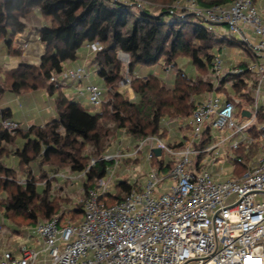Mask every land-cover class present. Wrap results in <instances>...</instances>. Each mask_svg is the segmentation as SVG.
I'll return each instance as SVG.
<instances>
[{
    "label": "trees",
    "instance_id": "1",
    "mask_svg": "<svg viewBox=\"0 0 264 264\" xmlns=\"http://www.w3.org/2000/svg\"><path fill=\"white\" fill-rule=\"evenodd\" d=\"M147 1L150 4L145 7L134 1L120 4L110 0H0V44L5 43L11 52L20 53L12 47L13 38L31 25L45 47L39 61L23 58L10 71L9 87L16 93L44 87L54 97L57 111V117L43 126L8 129L0 122V215L19 223L27 220L29 224L58 216L63 224L67 217L78 222L84 213L83 204L71 211L65 209L66 201L53 196L47 186L39 188L34 177L18 182V170L4 162L5 156H18L21 171L27 166L39 168L42 180L50 172L80 175L85 172L84 201L89 190L96 189L105 176L110 162L103 156L119 132L125 130L141 140L148 136L163 137L168 132L166 117L190 116L197 99L212 90L209 72L214 57L212 49L221 40L231 43V39H220L203 23L190 20L191 13H175L171 17L170 10L177 0ZM199 2L210 7L230 0ZM152 4L159 10L158 14L152 12ZM133 6L138 9L135 16ZM94 42L101 44L93 61L106 85L102 112L84 107L66 96L60 83L51 81L53 73H62L65 63L77 58L81 47ZM119 50L129 55L133 99L121 91L126 67L118 58ZM184 56L197 67L198 75L194 79L185 77L179 69L175 84L170 87L155 73L145 77L135 75L139 65L162 62V66L176 67L177 60ZM8 114L10 109L3 110L4 117ZM19 138H23V145L18 146ZM45 166L48 168L44 169ZM172 167L173 163L167 164L166 169ZM118 188L117 194L106 195V204L121 200L125 193L141 190L124 181Z\"/></svg>",
    "mask_w": 264,
    "mask_h": 264
},
{
    "label": "built area",
    "instance_id": "2",
    "mask_svg": "<svg viewBox=\"0 0 264 264\" xmlns=\"http://www.w3.org/2000/svg\"><path fill=\"white\" fill-rule=\"evenodd\" d=\"M110 1L120 4L134 1L145 7L150 4L147 0ZM170 13L171 17L175 13L196 15L208 30L214 24H227L228 34L238 37L236 42L247 45L255 56H264V20L252 0H230L210 7L201 5L199 0H177ZM245 29L253 30L258 39L253 40ZM88 45L96 51L101 48L99 42ZM125 56L129 62V55ZM222 63L221 56L214 55L212 71L218 78L223 75ZM245 71L264 75V63L255 60L230 73L238 75ZM63 72L89 80L84 66ZM51 80L59 84L55 73ZM123 82L130 86L132 78L128 73ZM78 93H87L91 105L100 109L105 103L103 89L97 84L79 87ZM235 110L234 102H222L213 95L197 104L190 119L193 140L201 136L210 121L220 130L249 128L252 119L238 123ZM3 125L8 129L18 126L7 120ZM258 128L264 132V123ZM154 141L157 147L176 157L169 172L160 174L151 168L141 190L125 193L121 200L110 205L105 203L107 182L102 178L83 201L81 221L61 224L59 217L54 216L37 223L36 230L51 257L49 264H264V153L243 175L217 181L208 170L197 172L190 168L189 146L173 150L156 136L146 137L141 145ZM238 147L239 143L234 142L232 148ZM136 149L134 154L141 150L140 144ZM127 155L119 151L105 154L103 159L117 161ZM233 158L241 161L234 155ZM166 180H172L173 184L159 191V185ZM36 258V251L25 247L21 257L5 252L0 264H33Z\"/></svg>",
    "mask_w": 264,
    "mask_h": 264
},
{
    "label": "crops",
    "instance_id": "3",
    "mask_svg": "<svg viewBox=\"0 0 264 264\" xmlns=\"http://www.w3.org/2000/svg\"><path fill=\"white\" fill-rule=\"evenodd\" d=\"M255 5L258 9L259 14L262 16L264 20V0H255ZM227 24H214L212 25V29L210 30L220 39H224V37H228L231 39V43L226 40H221V42H227L228 45H240L241 42H236L238 37H233L228 34V29L226 28ZM207 28V25L204 24ZM246 34L252 37L253 40L258 39V35L251 30L245 29ZM89 44V43H88ZM88 44H85L87 47H84L78 51L77 58L75 60H71L65 63L64 70L67 68H76L79 66H84L87 71L89 72V79L91 76L92 71L98 72L97 65L93 61L94 54L96 50H93ZM13 49L19 51L20 53L11 52L10 49L6 46L5 43L0 44V100L3 99V95L6 92L12 91L9 87L11 82L10 71L17 67L22 59H26L29 62H37L40 60L42 54L45 51L44 43L41 41L40 35L37 31L33 29L31 25H29L25 31L17 33L13 38ZM223 46H219V43L213 48V50L217 49L219 51ZM82 50V51H81ZM214 51V55H220L223 59L222 65V76L221 78L216 77V75L212 71V61L209 65V72L212 76L213 88L211 91L206 92L205 95L197 99L196 104L203 102L209 96H219L222 102L232 101L235 103L236 110H235V117L238 123H242L245 119H252V124L249 128L239 131L236 129H216L212 126L211 121L206 124L204 127L202 134L199 138L193 140L192 137V128L190 125L191 115L184 117V118H174L169 119L165 118L164 123L167 128L171 127L170 130L163 137H158L165 145L171 147L173 150H180L184 149L189 146L191 149L190 157H191V164L190 168L194 171L200 172L203 170H208L213 177L217 181H226L221 180L220 177L224 175L225 171H223V166L226 165L230 167L232 172V177L229 179H233L239 177L246 173L250 168L255 166L258 163L259 157L264 153V132L261 131L258 127L260 124L264 123V75L258 72H250L245 71L242 74L234 75L231 74L230 71L236 67H246L252 61H259L264 63V56H255L250 49L247 47L241 49L237 52V54H233L235 57H238L236 61L225 57V53ZM227 53L228 50L226 49ZM245 54H244V53ZM226 55L228 56V54ZM127 54V53H126ZM138 67V66H137ZM135 71V75L139 76H147L145 74L146 67L145 65H139V69ZM166 69L175 68V77L176 72L179 70L178 65L174 67V65H169L165 67ZM63 70V71H64ZM181 70V69H180ZM185 77H192L193 79L197 77L198 70L195 66L196 76H189L181 70ZM129 72L128 67H126V74ZM129 74V73H128ZM56 78L61 85L62 91L65 93L66 96L80 102L83 105V102L86 103L83 105L84 107L88 108L93 112H101V109L91 105L89 102L87 93L80 94L78 93L79 87H85L86 84L90 83L87 80H80L77 78H73L70 76L64 75V72L56 74ZM238 83V84H237ZM170 87H173L175 82L169 81L167 83ZM98 85V84H97ZM127 85L121 86V91L126 92L127 97L129 99L135 98V91L130 86L128 89H124ZM4 89V90H1ZM24 95L29 96V98H36V95L40 96L39 93H43L44 97L51 96L48 90L44 87H40L37 89H30L28 91L22 92ZM17 93V94H22ZM28 98V99H29ZM107 95L105 91H103V99L106 100ZM0 104V122L4 121H12L17 123L19 127L21 126L13 117V113L10 110V114L3 116V110L9 108H3V105L6 102H2ZM57 117V111L55 115L51 119H45L43 121H39L37 124L29 122V124L24 126L27 128L31 125H39L43 126L52 119ZM122 137L121 140L118 139ZM166 137L168 142L166 141ZM249 139H252L250 141ZM144 140V139H142ZM139 138L131 136L122 130L117 134V136L112 141L110 148L105 152V154H115L119 151H125L128 157L125 158V162L132 161L131 164L137 163V160L134 159V151L136 147L139 145L137 141H142ZM234 142L239 143V147L237 149H233L232 145ZM20 144V143H19ZM157 147V142L154 141L149 143L148 150L149 155L147 159L149 160V171L146 173V180L148 179V174L151 168H155L160 174H166L168 169H166L167 164H171L175 160L174 157L166 159L164 156V150L161 149V153L159 155L156 154L154 149ZM153 152V156L150 158V154ZM104 154V155H105ZM9 154L4 157H9ZM173 155V154H172ZM233 155L240 158L241 161L233 160ZM110 165L107 167L106 174L103 177L104 181L107 182V191L110 185H113V178L115 169L118 166L117 161H109ZM114 162V163H113ZM6 163V162H5ZM115 164L116 167L111 172L112 164ZM7 164V163H6ZM9 166V164H7ZM127 165H130L127 163ZM161 165L163 168H161ZM221 167V171L218 172L213 171V167ZM11 167V166H10ZM21 165H19L18 172V182L26 177H34L36 178V184L39 188L49 187L51 193H53L57 189L64 188L69 193L68 187L70 184L73 183V180L80 177L85 176L83 174L77 173H69L65 171L59 172H50L49 176L44 180L41 179V171L37 167H30L27 166L24 170L21 171ZM13 168H15L13 166ZM48 168L47 166L44 169ZM166 169V170H165ZM42 170V169H41ZM27 171V172H26ZM26 172V173H25ZM143 173V172H142ZM141 173V174H142ZM30 174V175H29ZM121 177L124 182L130 183L128 180H125L124 176ZM133 179L136 176L133 175ZM227 179V180H229ZM83 181V182H84ZM120 181V182H122ZM119 182V183H120ZM131 184V183H130ZM145 184V183H144ZM143 184V186H144ZM137 185V182L132 184ZM136 188V186H134ZM142 187V186H141ZM109 193V192H108ZM78 197L79 195H83V189L77 192L76 194ZM74 197V195H72ZM108 199V197H107ZM79 201L72 199V201H68L64 203V208L71 211L75 206H79ZM84 218V213H82L81 221ZM40 220L36 223L29 224L27 220L21 221L19 223L17 221L8 220L9 226H1L0 225V257L5 252H10L15 257H21L23 255V248H28L36 251L37 258L33 264H49L51 262V257L49 255L48 250L44 245V241L42 237L36 230V225ZM71 221L70 217H67L63 224ZM78 221V222H79ZM61 222V221H60Z\"/></svg>",
    "mask_w": 264,
    "mask_h": 264
},
{
    "label": "rangeland",
    "instance_id": "4",
    "mask_svg": "<svg viewBox=\"0 0 264 264\" xmlns=\"http://www.w3.org/2000/svg\"><path fill=\"white\" fill-rule=\"evenodd\" d=\"M150 8H151L153 13H155V14L159 13V10L156 8V6L154 4H152ZM132 11H133L132 14L135 16L136 13L138 12V9L136 8V6L132 7ZM189 19L193 20V21H199L202 23V21L199 19V17H197L196 15H193V14L190 15ZM226 28L227 29L229 28L228 25H226ZM220 45L223 47L219 51H217V49H215V50L212 49V52H214V51L223 52V53H225V57H228L234 61H236V59L238 57H235L233 54H235V53L237 54V52L240 50V48L243 49V48L247 47V45H244V43H240V45L230 46L225 41L220 42L219 46ZM84 47H87V46L84 45L80 49H82ZM226 49L228 50V53H227ZM226 53L228 54V56L226 55ZM125 54H124V52H121L119 50L118 51V58L122 62L123 67H128V60L125 59V57H126ZM177 61H178V68L179 69L184 70V72H186V74H188L189 76H196L195 75L196 74L195 64L193 63V61L190 58L184 56V57H181L180 59H178ZM161 63L162 62H160L159 64L145 65V67H146V70H145L146 73L145 74H149L150 72H152V73H155L156 75H158L166 83H169V81H173V83H174L175 82V71H176V69L175 68L166 69L165 67H167V65L162 66ZM137 69L140 70L139 66L137 67ZM51 81H53V80H51ZM87 82L98 84V86H100L103 89V91L106 92V85H105L104 79L97 72L92 71L90 79ZM124 87H125L124 89H128V87H130V86H124ZM124 93L127 96L126 92H124ZM39 94H40V96H38V94H37L36 98L32 99V98H29V96L24 95L23 93L17 94L16 92H13V91L6 92L5 94H2L3 99L0 100V104L2 105L3 104L2 102H6V104L3 105V108H9L11 110V112L13 113L14 119L21 126H23L22 128H24V126L25 125L27 126L30 121H31V123L37 124L40 120L43 121L45 119H51L55 115L56 108H55L54 97L48 96L46 98L43 96V93L42 94L39 93ZM85 104L86 103L83 102V105H85ZM170 128L171 127H169L168 129L170 130ZM167 138L168 137H166V141L168 142L169 139H167ZM121 139H122V137H119L118 142ZM17 142H18V144L20 143L18 146L23 145V142H24L23 138H19V140ZM137 142L141 146V150L139 152H135V154H133L134 157H136L134 159L137 160V163H135L133 165V164H131L132 161L125 162V158H123V156L118 158V166L115 169L114 178H113V185H110L107 192H109L111 194H117L118 193V191H119L118 185H119V182L123 180L121 178V177H123L122 176L123 174H125V176H124L125 180H128L131 184L135 183V181L137 182V185H134V186H136V189L139 190L143 187V184L145 183V180H146V173L149 171V165H150L149 160L147 159V157L149 155V153H148L149 152V150H148L149 142H145L142 145H141L142 141H137ZM180 150H182V149H180ZM172 154L173 153L169 152L167 149L164 150V156L166 159L174 157V154L173 155ZM5 162L7 164H9V166H11V167L14 166L15 169L19 170L20 161H19L18 156L10 155L9 157L5 158ZM127 163L130 165H127ZM111 166H112V168H111V172H112L113 169L116 167V165L112 164ZM221 167L222 166L213 167L214 168L213 171L214 172H218V170L221 171L222 170ZM223 171H225V173H224V175H222V177H220L221 180H227L233 176L229 165L228 166L226 165V167L223 166ZM133 175L136 176L135 179L132 178ZM28 178H30V177L28 176ZM30 179H32V178H30ZM43 180L45 182L48 179H46V180L43 179ZM83 181H84V177L83 178L78 177V178L73 180V183L70 184L68 187L69 193L71 195H69L67 190H65L64 188L55 190L52 193V195L56 196V197H62L66 202H68V201L71 202L72 199H74L76 201V199H77V201H79L80 204H83V201H82L83 195H79V197L76 195L77 192H79L80 190L83 189V183H84ZM172 184H173L172 180L163 181L162 184L159 185V191L160 190L161 191L167 190ZM72 195H74V197H72ZM8 220H9L8 217L3 216L2 214L0 215V225L1 226H4V227H5V225L9 226ZM189 264H196V263L193 262V263H189Z\"/></svg>",
    "mask_w": 264,
    "mask_h": 264
},
{
    "label": "water",
    "instance_id": "5",
    "mask_svg": "<svg viewBox=\"0 0 264 264\" xmlns=\"http://www.w3.org/2000/svg\"><path fill=\"white\" fill-rule=\"evenodd\" d=\"M154 151L156 152L157 155H159L161 153V148L160 147H156L154 149Z\"/></svg>",
    "mask_w": 264,
    "mask_h": 264
}]
</instances>
